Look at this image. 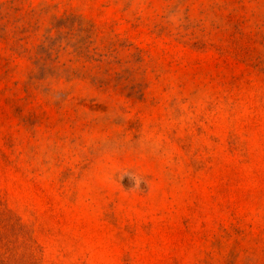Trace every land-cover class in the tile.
<instances>
[{
	"label": "rangeland",
	"instance_id": "1",
	"mask_svg": "<svg viewBox=\"0 0 264 264\" xmlns=\"http://www.w3.org/2000/svg\"><path fill=\"white\" fill-rule=\"evenodd\" d=\"M0 264H264V0H0Z\"/></svg>",
	"mask_w": 264,
	"mask_h": 264
},
{
	"label": "clouds",
	"instance_id": "2",
	"mask_svg": "<svg viewBox=\"0 0 264 264\" xmlns=\"http://www.w3.org/2000/svg\"><path fill=\"white\" fill-rule=\"evenodd\" d=\"M133 179H134V182H135V184H136L137 186H139L141 183H147V181H145V180H141V179L136 178V177H133Z\"/></svg>",
	"mask_w": 264,
	"mask_h": 264
}]
</instances>
